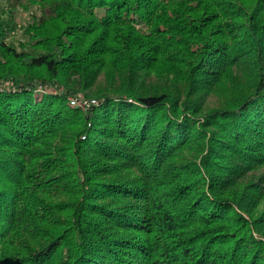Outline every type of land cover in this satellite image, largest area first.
I'll list each match as a JSON object with an SVG mask.
<instances>
[{
	"label": "trees",
	"instance_id": "obj_1",
	"mask_svg": "<svg viewBox=\"0 0 264 264\" xmlns=\"http://www.w3.org/2000/svg\"><path fill=\"white\" fill-rule=\"evenodd\" d=\"M263 167L264 0H0V264H264Z\"/></svg>",
	"mask_w": 264,
	"mask_h": 264
},
{
	"label": "built area",
	"instance_id": "obj_2",
	"mask_svg": "<svg viewBox=\"0 0 264 264\" xmlns=\"http://www.w3.org/2000/svg\"><path fill=\"white\" fill-rule=\"evenodd\" d=\"M68 100L71 105L73 106L76 105L84 109L86 107L96 105L98 103L96 99L85 98L83 96H72V97H69Z\"/></svg>",
	"mask_w": 264,
	"mask_h": 264
},
{
	"label": "rangeland",
	"instance_id": "obj_3",
	"mask_svg": "<svg viewBox=\"0 0 264 264\" xmlns=\"http://www.w3.org/2000/svg\"><path fill=\"white\" fill-rule=\"evenodd\" d=\"M99 79H102V78L100 77ZM215 101H216V98H215V97H210V98H209V104H210V105L214 104ZM262 174H264V167L261 168L260 170H258L254 175L257 176V177H259V176H261Z\"/></svg>",
	"mask_w": 264,
	"mask_h": 264
}]
</instances>
